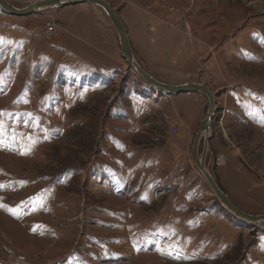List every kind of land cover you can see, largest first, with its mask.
Here are the masks:
<instances>
[{
  "label": "rangeland",
  "instance_id": "374dc122",
  "mask_svg": "<svg viewBox=\"0 0 264 264\" xmlns=\"http://www.w3.org/2000/svg\"><path fill=\"white\" fill-rule=\"evenodd\" d=\"M108 1L149 73L217 93L207 164L264 213V0ZM64 8L0 7V264H264V222L195 165L208 99L152 87L104 11Z\"/></svg>",
  "mask_w": 264,
  "mask_h": 264
},
{
  "label": "water",
  "instance_id": "95a60500",
  "mask_svg": "<svg viewBox=\"0 0 264 264\" xmlns=\"http://www.w3.org/2000/svg\"><path fill=\"white\" fill-rule=\"evenodd\" d=\"M78 4H94L106 12L117 30L120 42L121 54L129 65L135 69L141 79L154 88H158L169 95L196 92L203 94L208 99L206 117L200 123L193 143V156L195 165L204 180L214 192L220 203L237 218L243 219L252 224L264 222V213L253 214L239 207L221 187L220 183L212 174L207 164V155L210 147V140L213 137V119L216 115L218 96L208 85L197 81H187L178 84H171L162 81L149 73L138 60L126 22L118 9L108 0H38L25 7H19L9 0H0V7L8 14L15 16H28L36 12H42L54 8H64ZM203 146L201 147V145Z\"/></svg>",
  "mask_w": 264,
  "mask_h": 264
},
{
  "label": "built area",
  "instance_id": "2783aa9c",
  "mask_svg": "<svg viewBox=\"0 0 264 264\" xmlns=\"http://www.w3.org/2000/svg\"><path fill=\"white\" fill-rule=\"evenodd\" d=\"M57 28H58V24L57 23L55 24L53 22L52 24H49V26H47L46 32L50 36V35H52V33L56 32Z\"/></svg>",
  "mask_w": 264,
  "mask_h": 264
},
{
  "label": "bare ground",
  "instance_id": "6f19581e",
  "mask_svg": "<svg viewBox=\"0 0 264 264\" xmlns=\"http://www.w3.org/2000/svg\"><path fill=\"white\" fill-rule=\"evenodd\" d=\"M36 1H38V0H36ZM35 2V1H34ZM33 2V3H34ZM89 5H94V4H89ZM94 6H96V5H94ZM96 7H98V8H100L99 6H96ZM101 9V8H100ZM102 10V9H101ZM103 11V10H102ZM106 13V12H105ZM121 14V13H120ZM106 15L108 16V14L106 13ZM122 16V15H121ZM122 19H123V17H122ZM124 20V19H123ZM113 24V23H112ZM114 26V25H113ZM119 45H120V42H119ZM120 50H121V48H120ZM183 83V82H182ZM178 84V83H177ZM191 93V92H190ZM192 93H196V92H192ZM180 94V93H179ZM179 94H176V95H179ZM181 94H183V93H181ZM217 112V111H216ZM203 176V175H202Z\"/></svg>",
  "mask_w": 264,
  "mask_h": 264
},
{
  "label": "crops",
  "instance_id": "0c3cea01",
  "mask_svg": "<svg viewBox=\"0 0 264 264\" xmlns=\"http://www.w3.org/2000/svg\"><path fill=\"white\" fill-rule=\"evenodd\" d=\"M65 8H66V9H69V8H70V6H69V7H65ZM65 8H64V9H62V11H65V10H66ZM185 94H186V93H185ZM178 96H179V95H178Z\"/></svg>",
  "mask_w": 264,
  "mask_h": 264
}]
</instances>
